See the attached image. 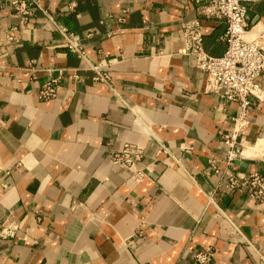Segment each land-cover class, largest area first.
Wrapping results in <instances>:
<instances>
[{"label": "crops", "instance_id": "0c3cea01", "mask_svg": "<svg viewBox=\"0 0 264 264\" xmlns=\"http://www.w3.org/2000/svg\"><path fill=\"white\" fill-rule=\"evenodd\" d=\"M12 1L0 0V264H198L207 246L210 264H264V203L223 191L210 169L225 167L240 106L181 54L183 20H200L212 56L226 49L225 22L195 0H38L26 19ZM248 20L254 37L264 0ZM102 61L109 84L94 80ZM49 78L57 96L44 100ZM251 101L233 168L264 174V102ZM159 142L169 154L157 157ZM128 143L144 149L143 180L111 161Z\"/></svg>", "mask_w": 264, "mask_h": 264}, {"label": "built area", "instance_id": "2783aa9c", "mask_svg": "<svg viewBox=\"0 0 264 264\" xmlns=\"http://www.w3.org/2000/svg\"><path fill=\"white\" fill-rule=\"evenodd\" d=\"M203 4L205 14L215 16L226 24L224 40L227 44L224 53L212 56L205 46V34L198 18L185 19L181 22L184 34V46L181 54L193 56L197 66L206 74V90L222 96L227 101L237 102L240 106L238 114L233 118L232 129L223 134V143L227 155L224 159L225 167L219 168L212 161L211 171L220 173L223 191L244 192L254 202L264 203V174L261 172H243L234 170L236 161L241 154V146L246 130L250 125L249 114L252 98L264 102V90L257 83V78H264V27L254 32V37H249L253 26L248 20L249 6L260 0H195ZM13 8L16 13L25 19L32 13V8L38 5V0H14ZM73 7V5H71ZM119 18L125 22V13ZM57 32L61 35L66 49L80 58H87V52L79 35L67 26L60 24L54 17H49ZM9 41L13 36H8ZM105 61L92 64L95 72L94 80L107 84L111 81L110 73L105 70ZM30 71L35 74L33 68ZM58 78H49L40 88L39 96L44 100H51L57 96ZM158 154H169L168 148L159 142ZM111 161L120 168L131 173L136 181L143 180L149 167H141L140 162L144 157V149L135 144L124 146L110 154ZM209 202L215 204L212 196ZM221 213H224L218 208ZM215 251L210 247L198 250L193 259L198 264H210Z\"/></svg>", "mask_w": 264, "mask_h": 264}, {"label": "water", "instance_id": "95a60500", "mask_svg": "<svg viewBox=\"0 0 264 264\" xmlns=\"http://www.w3.org/2000/svg\"><path fill=\"white\" fill-rule=\"evenodd\" d=\"M236 162H237V164H242L243 163L241 160H237Z\"/></svg>", "mask_w": 264, "mask_h": 264}]
</instances>
